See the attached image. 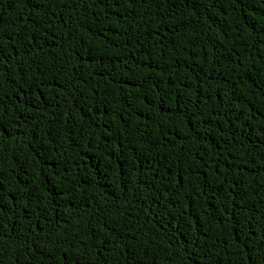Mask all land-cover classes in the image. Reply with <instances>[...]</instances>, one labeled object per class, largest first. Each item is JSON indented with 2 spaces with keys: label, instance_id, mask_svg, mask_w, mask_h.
Here are the masks:
<instances>
[{
  "label": "trees",
  "instance_id": "trees-1",
  "mask_svg": "<svg viewBox=\"0 0 264 264\" xmlns=\"http://www.w3.org/2000/svg\"><path fill=\"white\" fill-rule=\"evenodd\" d=\"M0 264H264V0H0Z\"/></svg>",
  "mask_w": 264,
  "mask_h": 264
}]
</instances>
